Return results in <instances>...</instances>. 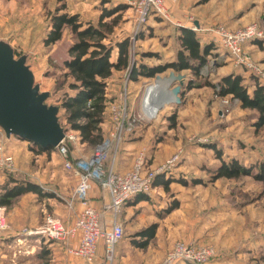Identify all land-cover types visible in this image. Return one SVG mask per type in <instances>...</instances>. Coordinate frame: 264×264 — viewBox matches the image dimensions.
Returning <instances> with one entry per match:
<instances>
[{"label": "rangeland", "instance_id": "rangeland-1", "mask_svg": "<svg viewBox=\"0 0 264 264\" xmlns=\"http://www.w3.org/2000/svg\"><path fill=\"white\" fill-rule=\"evenodd\" d=\"M140 1L0 0V40L13 47L16 57L27 56L35 82L42 91L51 94L48 103L58 105L68 88L65 85L62 90H56V86L64 80V61L74 39L68 29L52 46L45 47L43 39L49 30L51 15L63 4L66 6L63 13L78 14L83 22L94 25L105 9L125 7L115 12L119 21L106 43L115 44L129 38L131 63L142 62L148 66L168 63L178 48L180 24L197 21L199 27L195 23L193 27L196 31L200 29L198 35L202 42L212 43L214 49L208 55L201 75H189V80L184 79L181 104H173L169 97L171 103H164L156 119L144 116L147 88L156 83L157 77L168 78L170 72L134 82L129 80L127 71H120L114 74L109 85V96L113 99L109 106L115 102L126 105L130 118L124 137L129 141L113 148L108 167L115 164L121 170H128L143 153L146 154L145 168L156 171L172 156L180 154V160L172 170L159 176H176L187 182L173 183L169 191L163 187L153 188L147 202L125 211V216L130 214L129 225L126 226L125 237L117 245L113 264H127L122 256L129 251V242L141 240L137 239V234L153 224L159 227L156 238L150 253L145 252L141 261L151 257L159 259L157 250H160V260H163L177 242H191L216 251L215 260L213 258L207 264H264L262 183L251 176L239 179H214L212 176L224 161L236 160L245 167L264 162V131L257 132L253 125L256 112L242 110L238 100L221 97L217 91L220 80L231 74L241 75L250 92L257 84L264 86V39L262 47L252 46L253 43L249 42L244 48L253 65L250 68L229 58L220 45V37L212 32L219 28L238 30L252 25L264 30V0H168L171 21L161 18L164 22L154 13L140 22L136 11ZM111 19L106 17L104 21ZM148 53L158 57L145 56ZM158 84L156 95H167L177 82L166 87L159 81ZM172 116L174 127L171 125ZM102 128L104 135L112 128L110 117ZM1 132L0 129V139ZM12 138L10 141L16 143L14 152L18 169L13 174L14 178L35 181L44 191L59 198L62 204L72 198L76 179L64 170L58 150L54 148L50 154L37 156L28 152V143L20 145L22 141ZM67 147L74 157H89L95 149V146L77 140L67 142ZM216 150L222 152V159H217ZM60 179L65 180L63 187L58 184ZM174 202L178 207L168 213L167 208ZM2 208L5 215L6 209ZM131 257V261L139 262L135 253Z\"/></svg>", "mask_w": 264, "mask_h": 264}, {"label": "trees", "instance_id": "trees-1", "mask_svg": "<svg viewBox=\"0 0 264 264\" xmlns=\"http://www.w3.org/2000/svg\"><path fill=\"white\" fill-rule=\"evenodd\" d=\"M124 8L105 9L97 25H94L83 22L78 14L63 13L62 11L66 9L65 4H63L51 15L49 30L43 39L44 46L49 47L62 39L66 29L70 30L74 40L68 48L67 58L64 61V80L56 86V90H62L65 85L68 88L64 91L63 98L57 105L60 108L59 120L66 133L70 131L77 133L81 143L95 146V148L105 137L102 125L109 118L108 107L113 101L109 96V85L116 72L127 71L129 80L134 82L142 79H153L167 72L187 73V75L198 77L207 64L208 55L214 49L212 43H202L198 35L199 32L180 26L177 35L178 48L173 61L154 66H148L142 62L131 63L129 38L116 41L115 44L106 43L119 21V16H115V12ZM106 17L112 19L104 21ZM251 42L260 47L263 45L262 40L257 39ZM145 56L158 57L157 54L152 53ZM187 87H190V84ZM218 87L219 96L238 100L242 110L255 111L254 128L257 132L264 131L263 85L257 84L250 92L243 84L241 75L231 74L223 77L218 83ZM181 92L180 97L184 95V91ZM170 119L171 125L174 127V117L172 116ZM28 146L29 150L37 156L50 154L54 150V147L42 148L30 142ZM215 155L217 159H222L220 150H216ZM13 174H4L7 179L0 190V206L10 207L16 198L27 193H35L42 197L53 196V194L44 191L38 184L30 180H19L14 178ZM212 176L214 179H239L243 176H251L262 183L264 187V162H256L254 165L245 167L236 160L228 163L224 161ZM176 181L187 184L183 180H176L173 177L166 178L165 175H161L155 178L153 188L163 187L165 191H169V186ZM135 198L137 201L149 199L146 195H138ZM177 207V202H174L166 211L171 213ZM157 228L158 225L153 224L146 230L139 232L137 236L141 240L134 241L135 246L146 249L155 238ZM101 243L104 246L103 242Z\"/></svg>", "mask_w": 264, "mask_h": 264}, {"label": "built area", "instance_id": "built-area-1", "mask_svg": "<svg viewBox=\"0 0 264 264\" xmlns=\"http://www.w3.org/2000/svg\"><path fill=\"white\" fill-rule=\"evenodd\" d=\"M176 2L177 0H170ZM168 0H141L136 5L138 20L144 22L149 15L171 21ZM182 26V24H180ZM196 31V28H192ZM219 36V42L224 47L228 56L233 58L238 65L253 67L249 58L245 55V45L253 40H263L264 30L256 25L247 26L238 30L224 28L212 31ZM159 80L151 84L150 100H158L156 95ZM219 87H217V90ZM147 96V95H146ZM151 101L149 103H151ZM171 101L169 99L170 104ZM115 102L108 107V116L112 128L107 131L103 141L97 145L89 158L74 157L70 155L67 142L79 141L78 134H68L56 147L58 154L63 159L64 170L76 178L78 184L72 198L66 204L69 209H74L75 204L80 203V211L72 225H65L61 219L46 214L45 222L28 232L31 235H40L48 240L69 244L77 242L70 247L68 252L87 263H93L98 256L99 243L103 242L105 259L104 264H113L117 245L125 237V227L119 221L123 206L138 195L150 196L153 192V182L162 172L172 170L180 160V154L172 156L159 170H147L144 165L145 154H141L131 170L126 173H118L113 167H108L113 148H118L124 141L127 133V120L130 118L126 112V105ZM164 107V105H163ZM162 107V108H163ZM161 109V108H160ZM159 109V110H160ZM159 111L148 116V119H156ZM130 125V124H129ZM1 129V128H0ZM2 130V129H1ZM0 139V174L16 173L18 171L14 156L8 151V138L1 132ZM98 184L101 190L108 195L109 199L103 206V213L92 204L90 192L94 185ZM112 215V225H103L104 213ZM8 229L5 220L4 208L0 207V233ZM216 256V251L208 246L195 243L177 242L174 248L158 264H207Z\"/></svg>", "mask_w": 264, "mask_h": 264}, {"label": "crops", "instance_id": "crops-1", "mask_svg": "<svg viewBox=\"0 0 264 264\" xmlns=\"http://www.w3.org/2000/svg\"><path fill=\"white\" fill-rule=\"evenodd\" d=\"M161 22H164V21L161 20ZM196 22L197 21H194L193 23H190L188 25L182 22V27H188L192 29L193 24ZM196 32H200V29H198ZM207 42L208 41H203L202 43L206 44ZM245 47H248L247 44L245 45ZM228 57L231 58L230 56ZM174 58H175V55L173 58H171L169 62L173 61ZM227 73H229V71ZM180 74L185 75L186 78L189 80V75H187V73H180ZM112 81H113V78L110 80V83ZM16 139L19 141H22L20 145H24L22 144L24 142L29 143L17 137ZM79 141H80V138H79ZM128 141L129 140H125L122 143V145H124ZM9 144L11 145V147H8L9 148L8 151L12 154L14 152V148H15L14 146L16 145V143L10 141ZM28 149H29V146H28ZM28 152L31 153V151H28ZM12 155L15 158V152ZM77 157H84V156H77ZM89 157H84V158H89ZM132 167L133 166H131L128 170L124 171L116 167L114 164L113 169L118 173H126L129 170H131ZM71 177L73 176L71 175ZM6 179H7L6 175L0 174V187L4 185V183L6 182ZM174 179L181 180L180 178H176V176L174 177ZM32 182L36 184L35 181H32ZM176 182H173V183H176ZM64 183H65V180L60 179L58 181V184L61 185L62 187ZM77 184L78 182L76 180L74 191L77 187ZM39 186L41 187V185ZM49 194H52V193H49ZM90 198H91L92 204L97 208V210L103 213V206L106 202H108L109 197L107 194L105 195V193L101 190L98 184H95L93 189L91 190ZM69 199L64 200L65 202L62 204L60 199L57 198L54 194L51 197L50 196L42 197L35 193H27V194L21 195L18 198H16L10 207H7V208L5 207L6 209L5 215H6V220L8 222V229L0 233V264H101V261L103 264L104 263V260H103L104 246L102 245V243H99L98 256L95 259V262L87 263L81 260L80 258H77L71 255L68 252V249L70 247H74L77 242H71L69 244H65L62 242L48 240L45 237L40 236V235H31L28 233L30 232V230L37 228L43 223L46 214H50V215H53L61 219L62 222L67 226L72 225L75 222V219L77 218L78 213L80 211V203L77 202L75 204V208L71 210L68 208L66 204V202ZM147 201L145 200L137 201L135 198V199L130 200L123 206L122 214H120L119 216V221L124 224L125 229H126V226L129 225L128 221L130 218L129 213L126 216L124 215L125 211L127 210L128 212L131 208H134V206H137L138 204L142 202H147ZM103 225L106 227H110L112 225V215L109 212L104 213ZM139 238L140 237L137 236V239ZM155 238H156V235H155ZM154 239L150 242V244L148 245L146 249H140L136 247L134 243L135 240L133 241V243L129 242L131 244L130 247L127 248V250L129 251L123 254L122 256L123 260L127 264H158L161 261L160 260L161 259L160 250L156 251L157 255L159 256V259L154 260L151 257L147 261L140 260V258L143 256L145 252L150 253L153 247L152 243ZM186 243H191V242H186ZM133 253L137 255L139 262L131 261V258H132L131 256ZM179 264H186V263H179Z\"/></svg>", "mask_w": 264, "mask_h": 264}, {"label": "water", "instance_id": "water-1", "mask_svg": "<svg viewBox=\"0 0 264 264\" xmlns=\"http://www.w3.org/2000/svg\"><path fill=\"white\" fill-rule=\"evenodd\" d=\"M195 25L199 27L196 22ZM183 74L170 73L168 91L173 104H181ZM50 92L42 91L35 82L27 56H15L13 47L0 40V128L5 135L38 145L56 148L65 138L66 131L59 120V106L48 103Z\"/></svg>", "mask_w": 264, "mask_h": 264}, {"label": "bare ground", "instance_id": "bare-ground-1", "mask_svg": "<svg viewBox=\"0 0 264 264\" xmlns=\"http://www.w3.org/2000/svg\"><path fill=\"white\" fill-rule=\"evenodd\" d=\"M159 83L162 86L164 85L165 87L167 86V84H169L168 80H163V81L159 80ZM151 90L152 89H148L146 91L147 96L144 99V105H143L144 111L146 112V114L148 116L154 114L155 111H159V109L163 107L164 103L169 102V100H168L169 99V93L168 92H167V95H165L164 93H162L161 95H158V100H156V101L154 100V102L151 101L150 100ZM167 97H168V99H167ZM150 101H151V103H149Z\"/></svg>", "mask_w": 264, "mask_h": 264}]
</instances>
